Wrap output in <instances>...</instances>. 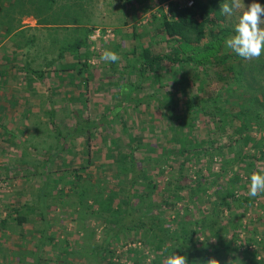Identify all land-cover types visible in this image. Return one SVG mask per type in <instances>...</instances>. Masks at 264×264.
Listing matches in <instances>:
<instances>
[{"label":"trees","instance_id":"trees-1","mask_svg":"<svg viewBox=\"0 0 264 264\" xmlns=\"http://www.w3.org/2000/svg\"><path fill=\"white\" fill-rule=\"evenodd\" d=\"M1 1L0 27H4L9 34H13L15 42L18 41L15 44L16 49H20L22 40L24 48L35 45L36 48L40 47L36 37L27 39L26 31L21 26V18L14 16L16 10H20L23 4L19 3V8H16L13 4L9 5L12 0ZM167 1L157 0V3L161 6ZM29 3L35 10L27 12L23 7L18 12L22 17L34 15L37 25L50 31L51 44L46 48L41 46L47 50V54L58 50V56L47 63V68L56 61L65 60L66 57H71L74 63L63 65L62 68L65 71L77 69V65L81 64L76 77L84 76L82 77L83 93L79 98L69 100L81 102L87 106L88 100L84 92L88 89L87 85L91 76L88 70L90 67L88 57L89 53L96 54L95 50L89 47L92 43L89 37L93 30L89 28V0H30ZM168 7L169 16L164 14V8L160 7L162 16L158 30L163 37L161 42L166 43L171 50L161 54L138 44L126 55L127 65L118 72L117 79L120 103L99 116L98 114L87 115L84 109L77 112L74 128L67 129L66 133L55 125L52 118L51 123L57 132L59 143L61 141L59 150H65L64 145L68 141L74 142L78 138L86 139L87 143L88 141L91 143L98 129L103 137L104 132L107 133L113 123L119 120L122 121L124 132L128 135V143L122 146L123 139L113 135L108 145L106 142V154L108 153L107 157L111 162L102 166L96 164L98 159H93L89 151L88 168L98 167V170H104V176L97 177L90 171L82 176L79 170H73L75 176L68 181L70 189L67 194L64 188L58 191L57 196L46 192L45 189L50 184L46 179L45 186L38 194L41 204L38 208L42 212L41 217L45 222V228L42 229L41 243L30 252L33 259L31 264H42V253L46 241L54 243L55 240L54 235L49 234L51 225L48 218L50 211L48 201L51 197L59 201L67 199L64 205L70 201L69 206L79 221L89 216L101 223L100 225L104 228L103 239L93 247H89V262L94 261L95 264H116L114 261L116 242L120 240L124 232L129 231L142 232V243L150 245L151 251L155 254L154 259L148 262L146 257L142 260L138 259V251L133 249L132 253H135V257L130 258L133 261L132 264H164L166 257L173 251L185 255L188 264H206L207 260L213 257L219 260L220 264H228L229 261H232V264H264V219H260L262 231L254 226L255 222L252 220L249 228L243 226L245 208L254 204L256 198L250 195L244 197L236 195L237 190L246 185L242 184L241 174L235 169L236 165L244 163L250 155L245 152L246 146L251 144L256 150L264 148V137L258 140L252 136L246 137V133L251 131L250 122L253 119V113L256 112L254 115L259 113L241 101L238 104L232 102L230 97L224 99L219 93L216 97L206 98L203 103L196 100L197 97H190L189 102H186L187 108L180 113L178 110L180 102L173 92L184 88V83L188 81L192 72L191 67H195L196 70L191 75L196 76L199 83L202 81L200 91H203L206 81L200 77L199 68H204L207 77L209 75L206 72L207 67L216 61L226 65L225 70L234 74V78L240 76L238 82L242 83L240 81L243 80L244 74L242 67L233 64L230 66L228 62L232 59L239 61L240 57L223 52L225 40L231 31L224 22L218 0H196L193 7H188L186 4L181 6L179 2H170ZM153 17L156 19L157 16ZM9 19L13 25H6ZM133 29V36L138 40L140 35L137 27L134 26ZM60 34L64 35L59 37ZM83 52H86L84 59H82ZM118 61L110 63L113 73H116L118 69ZM31 72L39 74L40 78L46 74L45 71ZM136 72H138V79L134 80L133 76ZM69 76L74 79L73 75ZM222 78L221 74L220 79ZM147 80L154 84L155 94L133 97V93ZM170 81L172 85L169 84ZM233 91L234 89L229 88L227 92L230 95ZM148 99H153L156 103L154 109L162 118L169 120L165 129L169 130V139L165 146H162V141L156 145L145 141V132L142 130L137 135L129 132L128 121L123 114L124 107L134 103L135 108H140V105L146 103ZM255 102L259 104L258 99ZM224 104L236 105L235 113L226 112ZM214 112L219 113V116L214 117L218 128L226 129L229 126L237 135L235 140L225 145L231 157L226 150L213 153L214 149L208 147L211 139L199 138L194 133L198 117L201 114L212 117ZM234 121H237L238 126L233 125ZM147 123L146 129L156 124L152 118ZM258 126L262 127L261 122ZM2 127L3 130L6 129ZM241 142L240 148L233 149ZM159 147L162 149L160 154L157 152ZM263 148L259 151V158L255 157L256 154L253 155L255 160L264 162ZM215 156L223 159L220 163L223 172L228 168L232 169V176L228 180L209 175L214 170ZM201 159L208 160L207 174L202 167L198 168L196 178L193 179L192 168ZM169 167L171 171L164 172L165 168ZM158 169L165 178L162 181L163 184L157 174ZM48 175L49 173L46 177ZM63 179L59 177L55 184L61 183ZM219 179L222 180L223 187L227 182L226 192L214 198L209 194V190L219 182ZM183 191H187L190 197L198 195L203 197L210 208L199 210L198 214H195L193 208L188 205L183 215L178 212L174 218H168L165 216L166 209L176 207L174 199L183 198L181 196ZM261 196L264 198V193H261ZM30 209L32 208H26L27 211ZM242 209L243 211L240 212ZM14 214H17L15 218L17 226L23 227L29 220L27 214H22L18 210H14ZM3 221V224L7 222L5 219ZM91 257L94 259L92 260ZM45 263L48 264L46 261Z\"/></svg>","mask_w":264,"mask_h":264},{"label":"rangeland","instance_id":"rangeland-1","mask_svg":"<svg viewBox=\"0 0 264 264\" xmlns=\"http://www.w3.org/2000/svg\"><path fill=\"white\" fill-rule=\"evenodd\" d=\"M29 1L12 0L9 5L13 4V7L19 8V3L23 4L20 5V10H16L14 16L21 18V26L26 31L27 39L36 37L40 47L36 48L35 45L31 48H24L22 40L20 49H16L15 44L18 41L15 42L13 34H9L4 27H0V264L33 263L30 252L41 243L42 229L45 228V222L41 217L42 212L38 208L41 205L38 194L45 186L46 179L50 182L45 189L46 192L57 196L58 191L64 188L67 194L70 189L68 181L75 176L73 170H79V174L82 176L87 171L97 177L104 176V170H98V167L94 166L88 168L89 151L92 153L93 159H98L96 164L102 166V164L106 165L111 162L107 157L108 153L106 154V142L108 145L113 135L123 139L122 146L128 143V135L124 132L122 121L119 120L113 123L107 133L104 132L103 137L98 129L91 143L89 141L87 143L86 139L78 138L74 142L68 141L64 145L65 150H59L61 141L59 143L57 132L51 123L52 118L55 125L66 133L67 129L74 128L77 112L84 109L83 111L87 112V115L98 114L99 116L112 110L115 104L120 103V88L117 79L118 72H121L127 65L126 55L138 44L145 48L149 47L156 53L169 52L171 49L166 43L161 42L163 37L158 30L162 16L160 7H163V13L169 16L170 2H179L181 6L187 4V0H168L161 6L158 5L157 0H90L94 6H89V28L93 29L91 35H95L96 39L91 40L92 43L89 47L95 50L96 54L89 53L88 57L90 65L88 70L91 76L87 85L88 89L84 92L88 103L87 106H84L81 102L69 100L75 97L79 98L83 93L84 81L82 77L84 76L76 77L81 64L77 65V69L65 71L62 68L63 65L74 63L71 57H66L65 60L56 61L47 68V63L58 56V50L47 54L45 48L51 44L52 39L50 31L43 27H37L38 25H35L37 19H34V15L22 17L18 12L23 7L27 12L35 10ZM1 2L0 0V4ZM218 2L221 9L224 0H218ZM257 2L264 5V0H257ZM245 3H251V0H245ZM71 5H73L72 2ZM154 15L157 16L156 19H154ZM222 15L226 26L231 31L230 37L234 34V25L238 22L239 13L232 17ZM6 25H13L11 19L7 20ZM134 26L137 27V32L140 35L138 40L133 36ZM98 34L100 37L97 36ZM41 46H45V48ZM105 49L115 51L120 57L116 73H113L110 63L101 59ZM223 52L235 55L225 47V44ZM83 53L82 59L85 58L86 52ZM228 62H230V66L233 64L242 67L244 72L243 80H240L242 83L238 82L240 76L236 77V80L234 74L225 70L226 65L216 61L207 67L206 72L209 74L207 77L204 68H199L201 70L200 77L206 81V84L203 85L204 90L200 91L202 81L199 83L196 76L191 75L196 70L195 67H191L192 72L188 81L184 83V88L180 91H173L176 99L180 102L178 110L180 113L185 111L188 105L186 102L192 96L197 97L196 100L201 103L206 98L216 97L217 93L224 99L230 97L232 102L241 101L259 113V115H254L256 112L253 113V119L250 122L251 131L246 133L247 138L252 136L258 140L260 137H264V53L254 60H244L240 57L239 61L232 59ZM31 71L40 73L45 71L46 74L40 78L39 74ZM221 74L222 79H220ZM69 75H73L74 79ZM133 79H138V72L135 73ZM169 84L172 85V81ZM153 88L154 84L147 80L140 89L133 93V97L153 95L155 94ZM229 88L234 89L230 95L227 92ZM256 99H258V105L255 102ZM155 105L153 99L142 103L140 108H135L134 103H130L124 107L123 114L125 120L128 121L130 133L137 135L142 130L145 132V141L153 145L162 141V146H165L169 139V130H165L169 120L161 117L160 113L154 109ZM234 106L223 105L226 112L230 113H235L237 106ZM216 116H219V113L214 112L212 117L201 114L196 121L197 126L194 133L199 138L211 139L208 147L214 149L213 153L226 150L231 157V153L225 148V145L235 140L237 135L229 126L226 129H219L214 121ZM151 118L156 124L146 129V123ZM260 122L262 127L258 126ZM233 125L238 126L237 121H234ZM2 126L6 129L3 130ZM241 146L242 142L236 144L233 149H238ZM245 148V152L250 154L248 159L235 166L243 179L242 184L246 185L237 190L236 195L240 197L249 195L248 186L251 173L253 171L264 172L263 160H255V157H260L259 151L263 147L256 150L250 144ZM161 150L159 147L158 154L161 153ZM254 154H256L255 157ZM207 159H201L194 164L193 179L196 178L198 168L202 167L207 174ZM222 161V158L215 156L213 159L214 170L209 175L228 180L232 176V169L228 168L223 172L220 166ZM168 171H171V167L165 168L164 172ZM47 173H49L48 177H46ZM157 174L162 183L165 178L161 175V170L158 169ZM107 176L110 178L109 174ZM59 177L64 179L61 183L55 184ZM218 181L209 190V194L214 198L219 197L220 193L226 192L227 182L223 187L222 180ZM181 196L183 198L174 199L176 207L166 209L165 216L174 218L178 212L183 215L188 205L193 208L195 214H198L199 210L210 208L205 199L199 195L190 197L187 191H183ZM252 198H256V201L245 208L242 224L249 228L252 220L255 222L254 226L262 231L263 226L260 219H264V198L261 194ZM66 200L59 201L51 197L48 201L50 205L48 218L51 225L49 234H53L55 240L54 243L46 241L42 253V264H46L45 261L48 264H95L94 261L89 262V247L102 241L104 228L93 217L87 216L83 221H79L69 206L70 201L64 205ZM28 207L32 209L27 211ZM14 210L28 215L29 220L23 227L16 225L17 214H14ZM242 211L243 209L240 210V212ZM4 219L7 220L5 224H3ZM79 229L83 230L79 232ZM141 237L142 232L129 231L122 234L115 245L114 261L116 264H132L131 259L135 257V253H132L133 249L138 251V259L142 260L146 257L148 262L154 259L155 254L151 251L150 245L142 243ZM91 258L94 259V257Z\"/></svg>","mask_w":264,"mask_h":264},{"label":"clouds","instance_id":"clouds-1","mask_svg":"<svg viewBox=\"0 0 264 264\" xmlns=\"http://www.w3.org/2000/svg\"><path fill=\"white\" fill-rule=\"evenodd\" d=\"M220 12L226 17L239 13L238 22L234 25V34L225 40V47L244 60L259 58L264 53V5L257 0H251L248 4L245 0H224ZM89 39L95 40L96 36L91 35ZM101 59L106 63H112L118 61L120 57L115 51L105 49ZM248 193L251 197L264 193V172L251 173ZM164 264H188V260L185 255L173 251L166 257ZM206 264H220V261L213 257L208 259ZM228 264H232V261Z\"/></svg>","mask_w":264,"mask_h":264},{"label":"built area","instance_id":"built-area-1","mask_svg":"<svg viewBox=\"0 0 264 264\" xmlns=\"http://www.w3.org/2000/svg\"><path fill=\"white\" fill-rule=\"evenodd\" d=\"M195 2H196V0H187V6L188 7H193L194 5H195ZM97 36H99L100 37V35L98 34Z\"/></svg>","mask_w":264,"mask_h":264},{"label":"crops","instance_id":"crops-1","mask_svg":"<svg viewBox=\"0 0 264 264\" xmlns=\"http://www.w3.org/2000/svg\"><path fill=\"white\" fill-rule=\"evenodd\" d=\"M89 6H94L92 3H90V0H89ZM35 25L37 26V20L35 21ZM39 27V26H37Z\"/></svg>","mask_w":264,"mask_h":264}]
</instances>
